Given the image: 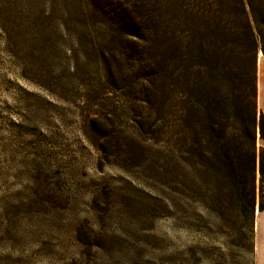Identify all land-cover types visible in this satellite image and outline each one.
I'll return each mask as SVG.
<instances>
[{
	"label": "rangeland",
	"instance_id": "1",
	"mask_svg": "<svg viewBox=\"0 0 264 264\" xmlns=\"http://www.w3.org/2000/svg\"><path fill=\"white\" fill-rule=\"evenodd\" d=\"M79 3L0 0V264H254L236 207L164 175L156 112L114 88L125 62L111 88L79 55L103 29ZM257 242L264 264V222Z\"/></svg>",
	"mask_w": 264,
	"mask_h": 264
},
{
	"label": "trees",
	"instance_id": "2",
	"mask_svg": "<svg viewBox=\"0 0 264 264\" xmlns=\"http://www.w3.org/2000/svg\"><path fill=\"white\" fill-rule=\"evenodd\" d=\"M79 5L76 18L103 27L97 43L78 38L79 55L92 59L111 88L130 71L114 88L156 112L164 175L172 174L171 161L193 169L211 203L236 207L247 222L254 254V216L264 210V115L256 106L264 0ZM63 17L61 27L71 16ZM142 54L148 63L137 67Z\"/></svg>",
	"mask_w": 264,
	"mask_h": 264
},
{
	"label": "crops",
	"instance_id": "3",
	"mask_svg": "<svg viewBox=\"0 0 264 264\" xmlns=\"http://www.w3.org/2000/svg\"><path fill=\"white\" fill-rule=\"evenodd\" d=\"M256 87H257V96H256L257 109L258 112L264 115V58L260 60L258 59L257 61ZM263 222H264V210L262 212L256 211L254 216V264H255V256L257 254V249H258L257 234Z\"/></svg>",
	"mask_w": 264,
	"mask_h": 264
}]
</instances>
